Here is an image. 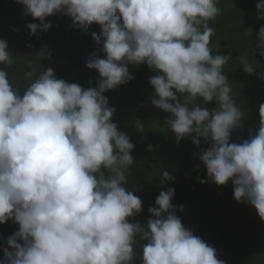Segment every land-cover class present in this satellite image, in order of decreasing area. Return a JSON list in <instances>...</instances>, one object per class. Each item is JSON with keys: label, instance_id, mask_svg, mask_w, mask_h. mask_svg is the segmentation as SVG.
<instances>
[{"label": "clouds", "instance_id": "clouds-1", "mask_svg": "<svg viewBox=\"0 0 264 264\" xmlns=\"http://www.w3.org/2000/svg\"><path fill=\"white\" fill-rule=\"evenodd\" d=\"M16 2L40 22L27 25L33 36L47 32V18L55 14L69 16L85 33L99 25L92 39L106 58L92 53L86 66L100 79L86 89L49 67L20 94L0 69V225L13 220L19 226L0 264H136L137 237L146 241L141 264H225L176 215L174 189L161 191L146 225L129 222L142 212L140 197L124 186L135 145L114 122L116 109L105 96L134 79L129 65H147L157 73L149 81L151 103L168 114L165 125L177 142L188 137L200 148L203 139L208 147L199 159L209 180L231 182L236 201L248 202L264 220V104L255 134L232 142L245 113L224 72L232 55L212 45L209 22L221 14L219 0ZM256 7L264 20V0ZM256 40L264 55V26ZM39 54L48 55L46 49ZM239 59L246 73L256 74L247 57ZM12 62L0 39V64ZM135 127L143 133L139 120ZM173 180L162 169L161 184Z\"/></svg>", "mask_w": 264, "mask_h": 264}, {"label": "trees", "instance_id": "trees-1", "mask_svg": "<svg viewBox=\"0 0 264 264\" xmlns=\"http://www.w3.org/2000/svg\"><path fill=\"white\" fill-rule=\"evenodd\" d=\"M259 2L261 0H219L221 14L209 22L215 29L212 45L219 44L221 54L232 55L224 72L232 83L237 105L245 113L243 127L233 133L232 142L242 143L249 134H255L260 122L259 108L264 104V80L260 78L264 73V55L256 47L257 34L264 26V20L258 18L256 5ZM46 22L52 27L33 36L27 25L40 22L25 15L24 6L16 0H0V39L8 43L13 61L11 65L0 64V69L8 73L12 86L23 94L51 67L59 79L78 83L85 89L97 87L99 73L87 68L86 63L93 52L106 58L102 45L92 39L93 32L100 34V26L93 24L85 33L73 25L69 16L61 14L48 17ZM248 30L252 35L245 34ZM45 49L48 55L41 56L39 53ZM216 52L217 48L213 47V54ZM241 56L258 68L255 75L243 70ZM129 71L134 76L132 81L105 93L109 107L116 109L114 122L135 145L131 153L134 165L126 174L124 186L140 197L142 212L129 222L146 225L152 218L149 208L156 207L161 191L171 188L175 190L172 204L176 215L194 235L213 246L225 264H264V220L248 202L236 201L231 182L218 186L209 180L206 167L199 159L200 152L208 147L203 139L200 148L188 137L177 142L165 125L168 114L151 103L154 89L149 81L157 73L143 64L129 65ZM29 72L31 78L27 76ZM208 107L215 108V102ZM137 120L143 124V133L135 127ZM149 145L153 148L151 152L147 151ZM162 169L174 180L162 185ZM202 180L205 183H201ZM18 228L13 220L0 225V262L4 260L8 238ZM144 243L146 241L137 237L136 264L142 262Z\"/></svg>", "mask_w": 264, "mask_h": 264}]
</instances>
